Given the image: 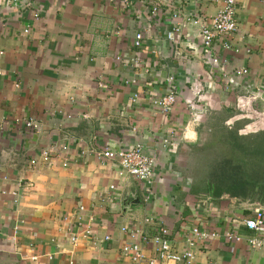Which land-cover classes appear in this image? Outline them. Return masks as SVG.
<instances>
[{"label":"crops","instance_id":"obj_1","mask_svg":"<svg viewBox=\"0 0 264 264\" xmlns=\"http://www.w3.org/2000/svg\"><path fill=\"white\" fill-rule=\"evenodd\" d=\"M223 1L19 0L3 5L0 264H131L121 248L132 241L120 229L152 237L161 226L176 251L187 249L193 228L219 234L197 243L193 264H264V249L224 238L233 230L246 234L243 220L264 210V190L255 177L260 171L242 173L233 160L223 172L227 180L219 175V195L205 196L194 191L181 163L211 134L225 131L227 141L235 143L256 115L264 126L260 104L249 111L237 105L245 93L264 98L257 91L264 84V0L237 2L238 30L228 41L239 51L219 46L217 54L228 61L221 72L203 49L198 27L187 22L188 16L208 20ZM153 5L157 12L151 15ZM174 13L181 33L168 41ZM138 33L143 38L135 47ZM240 67L246 75L235 74ZM169 79L178 98L165 114L151 101L168 91ZM260 131L264 141V127ZM136 144L155 160L147 201L143 183L121 176L118 164L99 154ZM229 172L235 179L246 174L245 192L233 187ZM76 217L83 227L91 218L94 241L75 226L79 240L70 243L67 228ZM136 242L146 256L153 255L150 244Z\"/></svg>","mask_w":264,"mask_h":264},{"label":"built area","instance_id":"obj_2","mask_svg":"<svg viewBox=\"0 0 264 264\" xmlns=\"http://www.w3.org/2000/svg\"><path fill=\"white\" fill-rule=\"evenodd\" d=\"M239 0H224L220 10L208 20H205L198 16H188L187 22L191 21L198 27L199 39L203 49L210 57V61L213 66L217 68V71L221 72L228 64L227 59H222L217 54V49L220 48L224 51L233 50L235 53L239 51L238 48L233 47L228 39L237 32L238 25L235 19L236 16V4ZM19 0H0V9L3 5H14ZM151 15L157 12V6H151ZM35 19H38V15H34ZM179 14H173L170 22L172 23L171 28L166 33L168 41H172L175 35L181 33L182 25L178 23ZM177 21V22H176ZM29 30L25 29L24 33H28ZM143 35L138 33L135 35L134 46L138 47L142 41ZM247 69L240 67L235 74L246 75ZM167 92L154 99L152 105L156 107L161 113L168 114L171 112L175 104L177 103V87L175 86L172 79L167 81ZM259 92L264 93V84L257 89ZM138 98L137 94L133 95V101ZM260 104L263 107L264 114V98L258 93H245L238 98V108L245 111L254 107V105ZM28 127L31 124H27ZM102 159L108 161H115L119 166L121 176L127 178H134L140 183L144 184V192L146 193L145 200L149 199L151 194V187L154 184V168L155 160L153 157L148 156L141 144H136L132 147L121 149L118 151H111L110 149H104L100 153ZM46 156V153L43 154ZM34 163V162H33ZM114 187H110L112 190ZM79 211H83L80 207ZM67 218H64V222H68ZM90 223L86 226H82L81 219L76 217L74 222L75 225H70L68 229L69 241L72 245H76L79 240V235L75 233L74 227H81L82 235L91 241L95 240V234L91 230V218ZM147 223L152 222V219L145 220ZM245 228L246 234H240L238 231H228L224 233V238L230 242L240 243L245 242L249 247L257 250L264 249V210L255 211L254 215L250 218L243 220L241 223ZM75 227V228H76ZM80 228V229H81ZM120 231L129 236L130 243L124 244L121 248L123 256L129 259L131 264H193L195 254L194 249L199 241L206 242L210 239L218 238L217 232H203L198 228H193L191 235L186 239L187 249L184 251H176L172 248L169 239V231L164 226L158 228L156 233L149 237L141 231H128L127 227H123ZM104 240H110L109 236H105ZM147 245L150 244L152 247V256H146L142 250V246L136 242Z\"/></svg>","mask_w":264,"mask_h":264},{"label":"rangeland","instance_id":"obj_3","mask_svg":"<svg viewBox=\"0 0 264 264\" xmlns=\"http://www.w3.org/2000/svg\"><path fill=\"white\" fill-rule=\"evenodd\" d=\"M253 118L251 119L252 125L248 129H244L246 131H242L245 135L242 139L245 137L246 139H238L235 140V143H229L227 141L230 139L229 134L219 131L218 135H209L205 142L194 146L188 154L182 156L181 163L184 167L185 177L193 183L194 191L201 192L205 196L211 195L213 186H219V175L227 171L226 168L236 160L239 171L246 173L254 169L259 170L250 166L255 161L254 152L257 147L264 153V141L262 138L260 139V130L264 126L258 119L260 116L256 115ZM263 159L264 157L260 161ZM243 163H246L247 166H244ZM261 172L264 173L263 170ZM228 174L232 175L231 172Z\"/></svg>","mask_w":264,"mask_h":264},{"label":"trees","instance_id":"obj_4","mask_svg":"<svg viewBox=\"0 0 264 264\" xmlns=\"http://www.w3.org/2000/svg\"><path fill=\"white\" fill-rule=\"evenodd\" d=\"M263 145H264V143H263ZM262 157H264V153H263V151H261L260 148L257 147V150H255V152H254L255 161L250 167H254V168L259 169L258 171H260V174L258 173L255 177H256L257 184H260L262 186L261 189L264 190V173L261 172L262 170L264 171V159L262 161H260ZM243 164H244V166H247L246 163H243ZM242 173H245V172L243 171ZM245 175L246 174L240 175L241 178L239 177V179H235V177H233V175L228 176V179L233 182V187H235L236 190H239L242 193L246 191L245 188L248 186V183L244 181ZM261 175H262V177H261ZM225 176L226 175H223V174L220 175V179L223 178V179L227 180V178ZM258 177L262 178V179L260 180ZM227 191L229 192L230 188L227 189ZM213 192L215 195H219V186H215V188L213 189Z\"/></svg>","mask_w":264,"mask_h":264},{"label":"water","instance_id":"obj_5","mask_svg":"<svg viewBox=\"0 0 264 264\" xmlns=\"http://www.w3.org/2000/svg\"><path fill=\"white\" fill-rule=\"evenodd\" d=\"M251 109L253 110V107H251L250 109H248V110H245V111H249V110H251ZM239 110H241V109H239ZM241 111H243V110H241Z\"/></svg>","mask_w":264,"mask_h":264}]
</instances>
